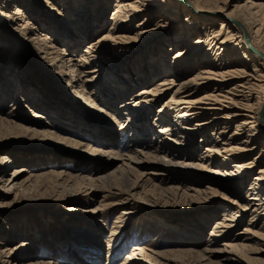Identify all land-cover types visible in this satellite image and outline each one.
I'll return each mask as SVG.
<instances>
[{
  "label": "bare ground",
  "instance_id": "6f19581e",
  "mask_svg": "<svg viewBox=\"0 0 264 264\" xmlns=\"http://www.w3.org/2000/svg\"><path fill=\"white\" fill-rule=\"evenodd\" d=\"M12 1L14 2V0H0V40L6 39L8 34L15 38L12 33L18 34L21 30V36L18 35L21 38L19 43L25 45L26 42H30L38 52L43 53L42 57L49 59L50 64L59 69V72L68 68L66 74L69 75V81L67 82H76L77 86L82 88L79 91L80 97L71 92V99L64 106L71 105L73 99L83 102L94 110L103 109L105 105L113 106L114 97L110 95L105 97L101 94L100 87H105V84L116 88L119 94L126 95L129 92V96L120 99L118 107L122 117L120 128H124L130 140L139 143L141 148L130 149L128 153H125L126 158H123L126 164L124 162L117 165L115 170L107 174H95V177L74 174V180L70 182L69 172L65 173L64 168L56 170L50 166L45 171H30L24 179L29 180L27 183L23 181L16 185L12 178L7 183V188L9 185L17 187V192L22 194L29 191H47L56 186L72 187L77 180L81 182L88 180L91 186L95 182L112 181L109 184L111 187L104 190L113 193L111 190L113 186H119L122 191L124 186L129 185L135 188L139 185V182L132 181L130 178V171L136 166L134 164L142 163L144 159H159L165 163L182 166L187 174L193 173L194 176L199 177L197 181H205L202 185L176 183L162 188L166 195L179 194L182 189L181 195L185 198L207 197L212 193H218L219 189L216 186L229 189L232 183L235 184L236 193L231 192L240 196L245 178L251 175L252 180L248 181L249 186L246 189L249 194L245 200L243 199V204H237L234 200H229L231 203L226 202L223 217L215 221L209 235L214 236L220 233L226 238L220 242L218 248H211V250L223 251L219 253V260L233 261L234 258H238V255L247 256L246 252H251L255 248H258V251H255L254 256L251 257L261 259L260 254L264 252L262 248L264 222L259 227L261 231L244 227L243 232L246 234L241 236L243 237L241 240L234 238L230 232L236 220H239L237 217L240 209L251 210L249 221L256 218V215L264 219V1L234 0L232 4L230 3L232 0H115V9L108 18L111 21L109 30L87 42L85 48H80L79 43L82 42L80 38L86 39L90 30L92 32L103 24L104 12L107 9L102 5V0H61L60 9L55 6L57 0H15L13 10L9 9ZM41 1L46 3L47 9L51 12L62 14L58 17L61 19V25L57 23L58 21H53L55 24L49 26L51 29L41 32L40 37H30L33 33L29 31L38 29L40 20L32 21L26 9L29 8L28 11L32 12L36 9L40 10L38 7ZM70 12L72 14L66 18ZM183 16L184 23L179 22ZM17 18L22 20L21 28L14 29L11 24ZM217 21L219 26L215 25ZM152 24H155V28H150ZM172 30H175L173 38H171ZM133 31L134 34H132ZM72 33H77L78 38L71 37ZM132 35L138 36L140 40L135 45L139 49L138 53L136 49L119 50L116 55L122 61H113L107 57L110 49L124 44L123 42L127 43L128 39L134 37ZM162 35L167 37L159 38ZM156 36L158 41L154 40ZM61 37L65 39V45L58 48L56 45L63 40ZM76 47H78L77 52L81 51V53L73 58L71 50ZM174 49L172 57L169 56ZM66 55H68L67 58H65ZM132 58L137 71L135 77L130 75L132 69H123L125 63ZM71 60L75 61L70 63ZM195 69L193 74L185 76L190 70ZM19 73L13 69L8 79L11 80L14 88L18 83L15 80ZM155 76H159V79L157 78L158 81L154 84L152 79ZM97 79H102V82H98L90 90L94 89L92 97L90 94L93 92L86 91L85 86ZM150 81L153 82V86L142 87L138 91H134L136 88L132 90L134 84H152ZM123 82L125 83L121 85ZM129 82L132 84L131 88L125 85ZM225 85H229L228 88L224 89ZM29 91L30 94H35L34 98L36 94H41L37 85ZM166 93H169L168 97L157 109L156 119L160 121V126L157 131L151 130L150 133L151 128L141 124L140 118L145 112L148 113L150 104L155 99L162 98ZM172 109L176 110L173 111L174 114ZM43 113L45 112L42 110L33 112L39 115ZM69 114L72 112L67 115L70 116ZM109 116L113 119L118 118L117 113ZM9 123L7 119H0V127ZM10 124L18 126L23 132L47 135L72 145L81 142L52 130V127L55 128L56 125L59 130H63L56 117H50L49 122H35L33 126L12 123V121ZM232 124L235 129L228 133V127ZM63 128L67 132L70 131L66 127ZM93 132L91 135L94 136V142L88 144V152L92 156L97 157L103 151L114 156L125 155L113 150L112 140L106 137V133L97 129ZM148 133L151 139L147 138ZM198 135L207 142L202 153L194 154L191 149L195 147V136ZM156 138L158 139L155 140ZM109 139L111 144L108 145ZM160 140L162 143H159ZM5 157L7 155L2 154L1 159L4 160ZM22 169L24 170L21 167L14 168L12 174L15 176ZM164 170L172 173L171 169L168 171L164 168ZM254 170L256 175L252 177ZM170 172L167 173L168 176ZM139 176L136 178L138 179ZM233 203L237 204L236 207L232 206ZM106 205L108 204H103V206ZM125 209L117 215L120 220L121 217L125 218L121 221L123 227L128 215L134 213L132 209L127 207ZM150 228L142 225L139 237L145 238L144 235L151 234L152 228ZM119 230L117 228L114 231L119 232ZM161 230L156 229L154 232L163 237ZM193 232L198 231L193 229ZM91 236L97 242L95 237L98 235ZM182 237L180 236V240L183 242ZM124 241L128 242L127 239H122L116 245H112L113 241L109 242L108 259H114L117 250L124 246ZM141 242L133 244L126 258L115 264H128V261L138 253H141L143 259L149 261V264L159 262L160 260L156 259L158 257L179 262L177 259H185L188 254L195 253L191 249L165 248L163 251H155L156 256H153L146 251L147 247ZM147 250L150 249L147 248ZM85 251L89 260L97 256L90 247ZM196 254L197 260L208 258V262L213 263L211 258L205 255L206 253L199 251ZM145 261L139 264H146ZM214 263L217 264V262Z\"/></svg>",
  "mask_w": 264,
  "mask_h": 264
},
{
  "label": "rangeland",
  "instance_id": "374dc122",
  "mask_svg": "<svg viewBox=\"0 0 264 264\" xmlns=\"http://www.w3.org/2000/svg\"><path fill=\"white\" fill-rule=\"evenodd\" d=\"M233 1L230 3L233 4ZM244 1L242 0V2ZM11 3L12 5L9 9L15 7V0ZM61 4L62 1L57 0L55 6L60 9ZM18 5L21 6V4ZM102 5L107 9L104 12L102 26L92 32L90 30L86 39L80 38L82 40L79 43L80 48H85L87 42L100 37L109 30L111 21L108 18L110 17V13L115 9V0H102ZM38 8L40 10L36 9L34 12L28 11L29 8L26 9V13H28L32 21L40 20V27L32 32L29 31V33H33L30 37H40L41 32L46 31V29L48 30V28L51 29L49 26H53L55 21H58L57 23L61 25V19L58 17L62 16V14L51 12L43 1H41ZM71 14V12L70 14L68 13L66 18H69ZM179 22L184 23V16L180 18ZM21 23L22 20L17 18L11 24L12 28H21ZM215 25L219 26V21ZM154 26L155 24H152L150 28H155ZM67 27L69 28L70 26ZM20 33L21 30L18 34L17 32L15 34L12 33L15 35V38L8 34V36L6 35V39L0 40V67L4 65L0 70V119H7L10 123L12 121V123L16 122L26 126H33L35 122H49L50 117H56V120H59L61 123L59 126L63 130H59L57 125L55 128L51 126L52 130H55L57 134H63L81 142L77 145H72L71 143L59 141L47 135H34L23 132L18 126L11 125L10 123L9 125H1L0 264H95L94 262L96 264H115L122 262L126 258V254L132 250V245L141 242V240L142 245L150 249L147 250L146 248V251L152 253L153 256H156L155 251H163L165 248L191 249L195 252L194 254H188L185 259H177L179 262L158 257L156 259L160 261L152 262L151 264H200L201 262H203L202 264H216L214 262H217V264H264V252L260 254L261 259L251 257L254 256L255 251H258V248L252 249L251 252H246L247 256L238 255V258H234L233 261L219 260V253L223 251L211 250V248H218L220 242L226 239L220 233L214 236L209 235L212 231L211 229L214 228L215 221L223 217V209L226 206L224 204L226 202L229 203L231 200L236 201L237 204H243V201L249 194L246 189L249 186L248 181L252 180L251 175L245 178L243 183L244 188L241 190L240 196L235 195L236 192L234 190L236 187L232 183L229 189L216 186L219 189L218 193H212V195L210 194L207 197L185 198L184 195H181L182 189H180L179 194L168 193L166 195L162 188L176 183L181 185H202L205 181H197L199 177L197 178L193 173L191 175H189L190 173L187 174V171L182 166L165 163L159 159H144L142 163L134 164L136 166L130 171V178L132 181L139 182V185L135 188L129 185L124 186L125 188L122 191L119 186H113L111 189L113 193H109V190H104L111 187L109 184L112 181L95 182L91 186L88 180L82 182L77 180L72 187L56 186L47 191H29L22 194L17 192V187L9 185L10 188H7V183L12 178H14L15 184L18 185L25 181L24 179L30 171H45L50 166L56 170L64 168L65 173L69 172L71 174L70 182H73V177L77 174L87 177H95V174L100 173L107 174L115 170L117 165L124 162L126 164L123 158H126L125 153H128L130 149L141 148L139 143L130 140L124 128H120L122 117L118 107L120 99L129 96V92L126 95H122V93H117L116 88L112 86L108 87L105 84V87H100L101 94L105 97H109V95L113 96V106L109 107L105 105L103 109L94 110L77 99H73L71 105L67 104L64 106L71 99V92L80 97L79 91L82 87L77 86L78 83L76 82H67L69 81V75L66 74L67 67L62 72H59V69L50 64L49 59L42 57L43 53L38 52L37 48L31 45L30 42H26L25 45L19 43L21 38L18 35ZM134 33L133 31L132 34ZM171 33V38H173L175 30H172ZM76 34L72 33L71 37H76L74 39H77L79 35ZM83 36L85 35L83 34ZM132 36L134 37L128 39L127 43L123 42L124 44L110 49L107 57L113 61H122L116 55V52L119 50H139L135 45L140 40L138 36ZM165 37L167 36L162 35L159 38ZM64 38L66 37L64 36ZM64 38L56 45L58 48L65 45ZM157 38L158 36L154 40L158 41L156 40ZM77 51L78 47L71 50V53H73L71 57H77V54L81 53V51ZM173 51L175 52V49L171 51L169 56L172 57ZM73 61L75 60H71L70 63ZM133 62L134 58L127 61L125 63L127 68L123 66V69H132L133 71H131L130 75L135 77L137 71H135ZM13 69L18 73L20 72L15 80V82H18L15 85L16 89L12 85V82H10L11 80H8L13 73ZM195 71L196 69L190 70L185 76H189ZM159 76H155L152 79L154 84L158 81ZM98 82L101 83L102 79H97L95 82L88 83L85 86L86 91L93 92L90 94L92 97L94 96V89L93 91L90 90ZM146 84H134L135 86L133 85L132 90L136 88L134 91H138L142 87L149 88L153 86V82L152 84ZM36 85L37 87L39 86L41 94H36L35 99L33 97L35 94H30L29 89H32ZM125 85L131 88L132 84L129 82V84ZM228 86L225 85L224 89L228 88ZM168 95L169 93H166L162 98L155 99L150 104L148 113L145 112L142 118H140L141 124L148 125L151 128L149 132L151 130L153 132L157 131L159 128L160 121L156 119V116H158L157 109ZM38 96H41V98H37ZM35 110H42L46 114H33ZM68 111L72 112V114H69L70 116L67 115ZM173 111L175 112L176 110L172 109V113ZM107 112H109V115H116L117 113V120L106 114ZM173 116L175 117V115ZM63 127L70 129V131L68 130L67 132ZM94 129L106 133V137L112 140V144L110 143V139L107 140L109 141L108 145H113V150L125 155L114 156L106 154L103 151L97 157L92 156L88 152V144L89 142H94V136L91 135L94 133ZM228 129V133H231L235 129L234 125H230ZM147 136L148 139H151L149 133ZM195 137L196 145L191 150L194 151V154L202 153L207 141L201 139L199 135ZM119 141L121 142L118 143ZM159 143H162V141L160 140ZM2 154L7 155L4 160L1 159ZM50 161L52 162L50 163ZM122 165L124 166V164ZM18 167L24 168V170L18 171L14 176L12 172L14 168ZM164 168H167L168 171L171 169L172 173L169 171L170 174L168 176L167 173L169 172H166ZM255 173V170L252 171V177L256 175ZM138 176L139 178L137 179L136 177ZM27 182L29 180L25 181V183ZM104 203L108 205L103 206ZM237 204L233 203L232 206L235 205L234 207H236ZM126 207L132 209L134 213L128 215L123 227L121 226V221L125 218L121 217L120 220L117 218V215L122 210H126ZM247 210L240 209V212L238 211L239 216L237 218L239 220H236L230 232L234 235V238H238L239 240L243 238L241 236L246 234L243 232L244 227L254 231L260 230L259 227L264 222V219L258 218L257 215L255 216L256 218L251 219L255 221L250 222L251 210ZM142 225L145 228L147 226L152 228H150L151 234L144 235L145 238L139 237ZM117 228L120 229L119 232L114 231ZM156 229H162L163 237L158 236V233L154 232ZM193 229L198 232H193ZM95 234L98 235L95 237L97 242L91 236ZM180 236H183L181 238L183 242L180 240ZM213 238H216V241ZM122 239H127L128 242L124 241V246L117 250L113 260L111 257H109L111 259H108L109 242L113 241L112 245H116ZM89 247L94 254L97 253V256L93 257V260L87 259L85 255V250ZM254 247H257V245H254ZM262 248H264L263 245ZM199 251L206 253L205 255H208L213 263L208 262V258L197 260L196 252ZM143 258L142 254L138 253L128 261V264L143 263L145 261ZM145 262L149 264V261Z\"/></svg>",
  "mask_w": 264,
  "mask_h": 264
}]
</instances>
